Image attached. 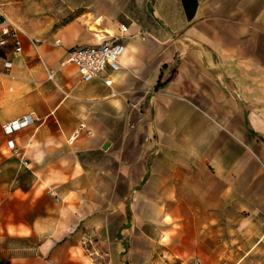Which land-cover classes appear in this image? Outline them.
Returning a JSON list of instances; mask_svg holds the SVG:
<instances>
[{"label":"crops","instance_id":"crops-1","mask_svg":"<svg viewBox=\"0 0 264 264\" xmlns=\"http://www.w3.org/2000/svg\"><path fill=\"white\" fill-rule=\"evenodd\" d=\"M28 4L44 35L0 21V264H264V0ZM113 39L82 81L69 52Z\"/></svg>","mask_w":264,"mask_h":264},{"label":"built area","instance_id":"built-area-1","mask_svg":"<svg viewBox=\"0 0 264 264\" xmlns=\"http://www.w3.org/2000/svg\"><path fill=\"white\" fill-rule=\"evenodd\" d=\"M123 32H127L128 29L123 27ZM6 37L16 38L17 52L22 51V44L17 37V33L12 31L10 28H5L0 35V43L5 44ZM126 51L124 43L119 39L104 40L99 46H87V47H76L71 50L68 54V63L75 64L78 69L82 81L89 82L94 79L102 78L107 69L113 71H119L121 68L120 60ZM6 69L13 67L12 63L5 65ZM50 80L54 81L55 73L51 72L49 75ZM2 82V75L0 74V83ZM107 86H112V81L104 79ZM33 123L31 116L25 119L15 121L5 125L6 135L12 136L17 131L29 126ZM78 134L75 135L76 138ZM9 145L11 149L16 150L15 141H10ZM197 264V263H196Z\"/></svg>","mask_w":264,"mask_h":264},{"label":"rangeland","instance_id":"rangeland-1","mask_svg":"<svg viewBox=\"0 0 264 264\" xmlns=\"http://www.w3.org/2000/svg\"><path fill=\"white\" fill-rule=\"evenodd\" d=\"M28 1L29 0H5L6 3L14 4L15 6H9L10 10L8 11H0V21H4L6 17L22 26L28 34L39 37L44 35L45 31L49 29L44 21L50 13L28 10L27 8L31 7ZM167 264H170V262L168 261Z\"/></svg>","mask_w":264,"mask_h":264}]
</instances>
